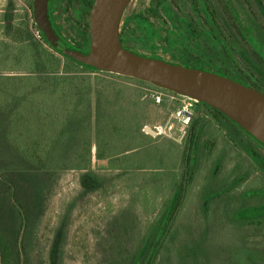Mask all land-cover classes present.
<instances>
[{
	"label": "rangeland",
	"instance_id": "374dc122",
	"mask_svg": "<svg viewBox=\"0 0 264 264\" xmlns=\"http://www.w3.org/2000/svg\"><path fill=\"white\" fill-rule=\"evenodd\" d=\"M33 1L0 0V86L23 81L29 86L30 98L26 103L29 108L23 125L15 129V135L21 144L28 142L32 148L43 147L49 141L51 146H57L53 144L55 139L67 142L75 132H71V119L63 104V96L75 97L74 92H70V79L63 78L68 75L63 69L68 62L37 36L30 7ZM150 1L133 0L130 11H140L148 7ZM6 13H12L11 20H5ZM26 25L31 33L29 38L26 37ZM33 46H37L48 64L51 61L53 66L59 64V71L44 76L43 72L35 71L36 65L29 63ZM77 74L87 78L84 87L87 83L91 87L90 121L86 125L84 92L83 115L75 122L77 137L84 141L89 139L90 159H74L68 169L23 168L0 173V193L5 190L1 175L19 180L16 197L20 199L23 193L22 202L26 211H30L23 227L27 264H111L133 254L185 170L182 164L191 124L180 139L150 134L152 138L148 142L155 144L132 155L139 159L140 165L146 162L142 171L133 168L116 170L109 166L116 162L98 159L97 99L102 97L105 84L108 83V89L115 95L117 107L132 108L128 117H121L123 120L110 118L112 124L118 120L120 125L122 121L125 125L129 118L136 123L139 115L144 114L143 128L165 125L173 117L177 105H156L143 97L148 85L134 80L106 72L81 71ZM194 104L196 111V102ZM130 132L125 130L115 134L111 130V138L133 143L131 147H135V132ZM244 137L250 139L245 134ZM210 141L208 136H200L205 153L199 152L195 179L185 205L171 227L172 237L164 245L162 257L170 256V264H181L178 253L184 255L182 263L186 259L187 264H264V210H258L264 207V174L245 151L236 152V147L230 148L220 132L215 145ZM234 141L237 143L238 139L235 137ZM177 157L178 167L169 169ZM207 158L210 161L206 162ZM85 172L98 178L99 188L87 190L82 186L81 177ZM250 172V181H236L235 186L230 187L235 183L230 179L245 177ZM1 197L2 221L7 213L5 226L9 245L13 247L14 229L20 218L14 208L15 221L10 219L12 203L7 196ZM202 201L207 202L203 209ZM187 246L198 255L185 256ZM0 264H3L1 246Z\"/></svg>",
	"mask_w": 264,
	"mask_h": 264
},
{
	"label": "trees",
	"instance_id": "16d2710c",
	"mask_svg": "<svg viewBox=\"0 0 264 264\" xmlns=\"http://www.w3.org/2000/svg\"><path fill=\"white\" fill-rule=\"evenodd\" d=\"M130 5L126 10L121 26V41L128 49L150 57L202 67L264 91V0H151L149 6L140 9V11H130ZM30 7L34 24L38 28L33 12V2L30 3ZM77 7L78 1H70L64 8L63 1L58 0L54 4V9L49 10L50 20L55 32L70 49L87 50L90 43L89 24H76L73 17L67 20L64 16L65 13L80 15L81 8ZM70 10L73 11L70 13ZM12 17V13H6L5 20L9 21ZM26 29V37L29 38L31 33L28 25H26ZM40 32L45 43L67 60L68 64H65L63 69L68 75L63 77L64 79L87 80L83 75L77 74L81 71L106 72L61 54L52 46L43 31L40 30ZM36 47H31L32 52L29 58V63L36 65L35 71L43 72V76L48 73L51 74L50 72L59 71L60 65L53 66V61L48 64V60L39 54L40 50ZM75 72L77 75H73ZM106 73L157 87L136 78L111 72ZM4 79L8 80V78ZM88 84L85 87L86 125L90 121L89 93L91 87ZM105 85L102 87V89L105 87L102 90V97L97 99L98 141H100L97 146V157L98 159H110L112 162H116L113 165L109 163V166L116 167V170L126 171L133 168L142 171L146 162L140 165L139 159L133 158L132 155L141 148L151 147L155 144L148 142L152 137L143 130L144 114L139 115L136 123L129 118L125 125L124 121L120 125V120H123L121 117L126 116L132 111V108L117 107L115 95L108 89V83ZM30 91L29 86L24 81L14 85L4 83L0 86V173L18 171L23 168L36 170L68 169L74 159H90L92 152L89 139L84 141L77 137V123L74 121L70 122L72 123L71 132L75 130L74 133L72 132L73 138L67 139V142H64L63 139H55L56 142L53 144L55 143L57 146H51L49 141V144L47 142V145L43 147L34 146L32 148L28 142L24 144L25 146L19 142L15 135V129L19 125H23L22 122L26 118L29 108L26 103L30 98H28ZM115 117L116 119L119 118L120 122L117 120L112 124L111 119H115ZM111 130L115 134L125 130L129 132L133 130L136 146L131 147L133 143L126 141L112 140ZM219 132L230 148L236 147V152L237 150L245 151L264 174V145L224 113L206 103L196 102V111L189 127L185 148V161L182 164L185 170L176 182L173 193L162 206L158 216L148 228L133 254L111 264H170L169 262H172L170 256L162 257V251L164 245L172 237L171 227L182 211L190 185L195 179L199 152L202 151L203 155L205 153V146L201 144L200 136H208L210 142L214 144ZM244 134L250 139L245 140ZM235 137L238 139L237 143L234 141ZM137 140L139 143L136 142ZM83 141L84 145L82 144ZM206 160V162L210 161L209 158ZM177 167L178 157L169 169H176ZM250 176L252 173L245 174V177L230 179L235 181L230 187H234L236 181H250ZM1 180L2 184L5 185V190L2 189L0 193V202H3L2 195L7 196L12 203L10 219L15 221L14 208H16L20 218L14 229L13 242L15 246L10 247V237L7 235L8 228L5 226L8 223L7 213L3 218L4 221H2L0 209V246L3 251V264H27L26 237L23 227L24 221L30 216V211H26L22 202L23 193L20 194L21 200L16 197L19 180L15 181L7 175H1ZM81 183L87 190L99 188L101 184L98 178L89 172L82 175ZM216 195L219 196L220 193ZM202 202L201 208L203 209L207 202ZM2 206L3 203H0V208ZM258 210L263 211L264 207H260ZM186 251L185 256L189 254L198 255L192 248L188 247ZM178 254L181 258L179 260L181 264L186 263V259L182 263L184 255L182 257L180 253ZM190 264H198V262Z\"/></svg>",
	"mask_w": 264,
	"mask_h": 264
},
{
	"label": "water",
	"instance_id": "95a60500",
	"mask_svg": "<svg viewBox=\"0 0 264 264\" xmlns=\"http://www.w3.org/2000/svg\"><path fill=\"white\" fill-rule=\"evenodd\" d=\"M49 0H34L36 24L61 54L98 70L149 82L188 96L224 113L264 145V91L202 67L176 63L132 51L121 41V26L131 0H94L87 50L70 49L55 32ZM145 131H156L145 126Z\"/></svg>",
	"mask_w": 264,
	"mask_h": 264
},
{
	"label": "built area",
	"instance_id": "2783aa9c",
	"mask_svg": "<svg viewBox=\"0 0 264 264\" xmlns=\"http://www.w3.org/2000/svg\"><path fill=\"white\" fill-rule=\"evenodd\" d=\"M36 34L39 38H42L41 32L38 28H36ZM143 97L150 99L158 106H162L165 103L168 105L171 103L177 105V109L174 112L173 117L165 125L154 126L153 129L156 131V136L163 134L180 139L185 135L184 132L191 124L193 115L195 114L194 102L198 101L188 96L180 95L170 90L153 86L145 88ZM172 119H175L178 124L175 125V122Z\"/></svg>",
	"mask_w": 264,
	"mask_h": 264
},
{
	"label": "crops",
	"instance_id": "0c3cea01",
	"mask_svg": "<svg viewBox=\"0 0 264 264\" xmlns=\"http://www.w3.org/2000/svg\"><path fill=\"white\" fill-rule=\"evenodd\" d=\"M61 80V79H60ZM68 81V80H66ZM69 85H70V92H74L75 97H73L72 95L70 96L71 98H69L67 95H65V97L63 96V104L64 106H66L65 110L67 112V114H69V118L71 119V121H79L81 120V117L83 115V109L82 107H84L83 104V96H84V79H70L69 81ZM73 94V93H72ZM69 98V99H68ZM75 98V99H73ZM79 104V105H78ZM72 105V106H71ZM74 105V107H73ZM79 106V109H78ZM49 115L52 113H48ZM69 119H67L66 121H68ZM145 128V126H144ZM145 131V129H143Z\"/></svg>",
	"mask_w": 264,
	"mask_h": 264
},
{
	"label": "flooded vegetation",
	"instance_id": "af4514ba",
	"mask_svg": "<svg viewBox=\"0 0 264 264\" xmlns=\"http://www.w3.org/2000/svg\"><path fill=\"white\" fill-rule=\"evenodd\" d=\"M57 1L58 0H49L48 1V13H49V10L52 11V9H54V4H56ZM62 1H63L64 8H65V6H67V4L70 3V1L71 2L78 1V7L81 8V14L78 16H75V14L73 15V14L65 13L64 16L67 18V20L70 19V17H73V21L76 24H87L88 23L90 25V10L93 6L94 0H62ZM130 3H132V2H130ZM71 11H73V10H70V13H71ZM49 17H50V14H49ZM89 31H90V26H89Z\"/></svg>",
	"mask_w": 264,
	"mask_h": 264
}]
</instances>
